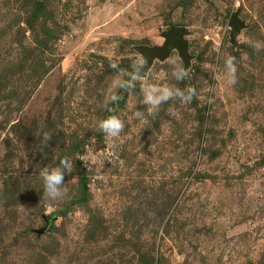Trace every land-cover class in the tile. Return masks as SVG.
Wrapping results in <instances>:
<instances>
[{
    "label": "rangeland",
    "instance_id": "rangeland-1",
    "mask_svg": "<svg viewBox=\"0 0 264 264\" xmlns=\"http://www.w3.org/2000/svg\"><path fill=\"white\" fill-rule=\"evenodd\" d=\"M176 27L189 32L190 65L174 50L132 75L140 49ZM254 42L264 43V0H0V264H264ZM148 84L196 95L152 114ZM111 115L124 123L116 138L99 128ZM64 157L74 170L52 201L41 172Z\"/></svg>",
    "mask_w": 264,
    "mask_h": 264
},
{
    "label": "clouds",
    "instance_id": "clouds-1",
    "mask_svg": "<svg viewBox=\"0 0 264 264\" xmlns=\"http://www.w3.org/2000/svg\"><path fill=\"white\" fill-rule=\"evenodd\" d=\"M257 51L264 48V43L254 42L252 43ZM225 69L227 75V84L230 86H235L237 83V66L236 57L229 55L225 59ZM146 60L140 59L136 62L133 69L132 75L143 76L145 74ZM113 68H118V65L112 64ZM189 75L188 70L184 67H176L172 72V76L177 81H183ZM131 76L128 79H117L116 86L120 89H128L130 85ZM143 91V103L149 105V113H156L159 110L161 104L168 102L173 98H179L183 103H191L194 96L196 95V90L194 87H188L186 89H180L175 86H161L157 84L144 85ZM119 99L118 95H113L110 97L111 102H115ZM107 106V105H106ZM137 117L142 118L144 113L137 112ZM100 130L108 137L116 138L120 135L124 128L123 121L116 115H111L99 122ZM45 139L50 140L51 135L46 133ZM74 170V163L70 158L64 157L59 158L58 164L53 168H44L41 172V176L44 181V189L46 196L49 200L59 201L63 199L68 192L65 184V176L72 173Z\"/></svg>",
    "mask_w": 264,
    "mask_h": 264
},
{
    "label": "water",
    "instance_id": "water-1",
    "mask_svg": "<svg viewBox=\"0 0 264 264\" xmlns=\"http://www.w3.org/2000/svg\"><path fill=\"white\" fill-rule=\"evenodd\" d=\"M231 28L232 38L235 40L244 28V23L241 21L238 13H235L232 17ZM188 35L189 32L186 28L176 27L162 33V37L165 39L162 46L142 47L140 52L146 60L145 72L152 67L157 58L166 59L174 50L179 52L186 65L189 66L191 55L189 53V43L186 39Z\"/></svg>",
    "mask_w": 264,
    "mask_h": 264
}]
</instances>
